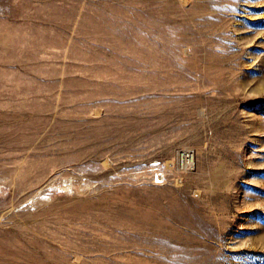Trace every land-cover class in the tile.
Wrapping results in <instances>:
<instances>
[{
    "label": "rangeland",
    "instance_id": "obj_1",
    "mask_svg": "<svg viewBox=\"0 0 264 264\" xmlns=\"http://www.w3.org/2000/svg\"><path fill=\"white\" fill-rule=\"evenodd\" d=\"M0 264H264V0H0Z\"/></svg>",
    "mask_w": 264,
    "mask_h": 264
},
{
    "label": "built area",
    "instance_id": "obj_2",
    "mask_svg": "<svg viewBox=\"0 0 264 264\" xmlns=\"http://www.w3.org/2000/svg\"><path fill=\"white\" fill-rule=\"evenodd\" d=\"M180 163L182 165L185 164L187 168L194 169V165H195L194 151H193V154H192V151L183 153V156H181L180 158Z\"/></svg>",
    "mask_w": 264,
    "mask_h": 264
}]
</instances>
